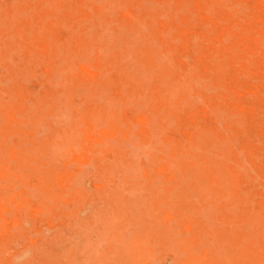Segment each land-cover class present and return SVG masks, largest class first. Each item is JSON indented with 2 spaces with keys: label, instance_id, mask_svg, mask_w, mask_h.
Returning a JSON list of instances; mask_svg holds the SVG:
<instances>
[{
  "label": "rangeland",
  "instance_id": "rangeland-1",
  "mask_svg": "<svg viewBox=\"0 0 264 264\" xmlns=\"http://www.w3.org/2000/svg\"><path fill=\"white\" fill-rule=\"evenodd\" d=\"M47 1L0 0V264H264V0Z\"/></svg>",
  "mask_w": 264,
  "mask_h": 264
},
{
  "label": "bare ground",
  "instance_id": "bare-ground-1",
  "mask_svg": "<svg viewBox=\"0 0 264 264\" xmlns=\"http://www.w3.org/2000/svg\"><path fill=\"white\" fill-rule=\"evenodd\" d=\"M32 1H33V0H32ZM45 1H46V0H45ZM48 1H49V0H48ZM48 1H47V2H48ZM51 1H52V0H51ZM81 1H82V0H81ZM109 1H110V0H109ZM162 1H163V0H162ZM181 1H182V0H181ZM205 1H206V0H205ZM209 1L211 2V0H209ZM213 1H214V0H213ZM216 1H217V0H216ZM18 2H19V1H18ZM24 2H25V1H24ZM47 2H45V3H47ZM62 2H63V1H62ZM100 2H101V1H100ZM103 2H104V1H103ZM122 2L124 3L125 1H122ZM129 2H130V1H129ZM214 2H215V1H214ZM214 2H213V3H214ZM237 2H238V1H237ZM248 2H249V1H248ZM253 2H254V1H253ZM259 2H260V1H259ZM263 2H264V1H263ZM25 3H26V2H25ZM53 3H54V2H53ZM67 3H68V2H67ZM220 3H221V2H220ZM235 3H236V2H235ZM238 3H239V2H238ZM16 4H17V3H16ZM74 4H75V1H74ZM79 4H80V3H79ZM101 4H102V3H101ZM141 4H142V3H141ZM181 4H183V2L180 3V6H182ZM208 4H209V3H208ZM211 4H212V2H211ZM250 4H251V3H250ZM259 4H263L262 1H261ZM18 5H19V4H18ZM51 5H52V4H51ZM108 5H109V4H108ZM113 5H114V4H113ZM123 5L125 6L126 4H123ZM130 5H131V4H130ZM160 5H161V4H160ZM203 5H204V4H203ZM233 5H234V4H233ZM52 6H54V5H52ZM55 6H56V5H55ZM62 6H63V5H62ZM89 6H90V5H89ZM91 6H92V4H91ZM91 6H90V7H91ZM100 6H101V5H100ZM126 6H127V5H126ZM142 6H143V5H142ZM157 6H158V5H157ZM163 6H164V5H163ZM183 6H184V5H183ZM197 6H198V5H197ZM251 6H254V5H251ZM11 7H12V6H11ZM79 7H80V6H79ZM111 7H112V6H111ZM122 7H123V6H122ZM129 7H130V6H129ZM131 7H132V6H131ZM214 7H215V6H214ZM262 7H263V6H262ZM14 8H15V7H13L12 9H14ZM33 8H34V7H32V9H33ZM39 8H41V7H39ZM39 8H38V9H39ZM47 8H48V6H47ZM133 8H134V7H133ZM158 8H159V7H158ZM164 8H165V7H164ZM172 8H173V7H172ZM174 8H175V7H174ZM196 8H197V7H195L194 9H196ZM221 8H222V7H221ZM3 9H4V8H3ZM55 9H56V8H55ZM78 9H79V8H78ZM90 9H92V8H90ZM138 9H139V8H138ZM138 9H137V10H138ZM151 9H152V8H151ZM162 9H163V8H162ZM201 9H202V8H201ZM218 9H219V8H218ZM231 9H232V8H231ZM233 9H234V8H233ZM250 9H251V8H250ZM255 9H256V8H255ZM75 10H76V9H73L74 12H75ZM140 10H142V9L140 8ZM221 10H222V9H221ZM251 10H252V9H251ZM14 11H15V9H14ZM22 11H23V10H22ZM34 11H35V10H34ZM34 11H32V13H33ZM70 11H71V9H70ZM191 11H192V10H191ZM194 11H195V10H194ZM230 11H234V10H230ZM18 12H19V11H18ZM29 12H30V11H29ZM49 12H50V11H49ZM76 12H77V11H76ZM202 12H203V11H202ZM155 13H156V12H155ZM160 13H161V12H160ZM204 13H205V12H204ZM226 13H227V12H226ZM256 13H257V12H256ZM17 14H18V13H17ZM28 14H29V13H28ZM40 14H41V13H40ZM45 14H46V13H45ZM68 14H69V13H68ZM161 14H162V13H161ZM163 14H164V13H163ZM197 14H198V13H197ZM219 14H220V13H219ZM209 15H210V14H209ZM214 15H215V13H214ZM214 15H212V16H214ZM217 15H218V14H217ZM223 15H224V14H223ZM235 15H236V14H235ZM248 15H249V14H248ZM4 16H5V15H4ZM46 16H47V15H45V17H46ZM50 16H51V15H50ZM50 16H49V17H50ZM67 16H68V15H67ZM138 16H139V15H138ZM158 16H159V15H158ZM183 16H184V15H183ZM183 16H182V17H183ZM212 16H211V17H212ZM215 16H216V15H215ZM227 16H228V15H227ZM254 16H255V15H254ZM12 17H13V16H12ZM42 17H43V16H42ZM42 17H41V18H42ZM45 17L42 18V20H41L42 23H44ZM53 17H54V16H53ZM82 17H83V16H82ZM175 17H176V16H175ZM178 17H179V16H178ZM250 17H251V16H250ZM29 18H30V17H29ZM47 18H48V17H46V20H47ZM172 18H173V17H172ZM172 18H171V19H172ZM202 18H203V17H202ZM34 19H35V18H34ZM78 19H79V18H78ZM92 19H93V18H92ZM173 19H175V18H173ZM196 19H197V18H196ZM209 19H211V18H209ZM224 19H225V18H224ZM226 19H227V18H226ZM231 19H232V17H231ZM19 20H20V19H19ZM60 20H61V19H60ZM142 20H144V19H142ZM157 20L159 21V19H157ZM220 20H221V19H220ZM228 20H230V19H228ZM252 20H253V19H252ZM262 20H263V19H262ZM17 21H18V20H17ZM74 21H75V20H74ZM76 21H77V20H76ZM76 21H75V22H76ZM80 21H81V19H80ZM172 21H173V20H172ZM176 21H178V20L176 19ZM198 21H199V20H198ZM207 21H208V20H207ZM224 21H225V20H224ZM224 21H223V22H224ZM247 21H248V20H247ZM31 22H32V21H31ZM41 22H40V23H41ZM46 22H47V21H46ZM54 22H55V21H54ZM57 22H58V21H57ZM62 22H63V21H62ZM164 22H166V21H164ZM169 22H170V21H169ZM179 22H180V21H179ZM179 22H178V23H179ZM205 22H206V21H205ZM210 22H211V21H209V23H210ZM223 22H222V24H225V23L227 24V22H224V23H223ZM233 22H234V21H233ZM237 22H238V21H237ZM237 22H236V23H237ZM14 23H15V22H14ZM33 23H35V22H33ZM147 23H148V22H147ZM198 23H199V22H198ZM228 23H229V22H228ZM240 23H241V22H240ZM247 23H248V22H247ZM17 24H20V21H19V23H17ZM52 24H53V23H52ZM52 24H51V25H52ZM81 24H82V23H81ZM90 24H91V23H90ZM180 24H181V22H180ZM206 24H207V23H206ZM216 24H217V23H216ZM222 24H221V25H222ZM234 24H235V23H234ZM249 24H250V23H249ZM256 24H257V23H256ZM15 25H16V24H15ZM24 25H26V24H24ZM41 25L44 26V24H41ZM64 25H65V24H64ZM68 25H69V24H68ZM149 25H150V24H149ZM162 25H163V24H162ZM211 25H212V24H210V26H211ZM16 26H17V25H16ZM27 26H28V25H27ZM43 26H42V28H43ZM57 26H58V25H57ZM61 26H62V25H61ZM187 26H188V25H187ZM195 26H198V25H195ZM225 26H226V25H225ZM250 26H251V25H250ZM1 27H4V26H1ZM8 27H9V29L11 28L10 25H9ZM17 27H18V26H17ZM17 27H15V29H17ZM20 27H21V26H20ZM63 27H64V26H63ZM72 27H73V26H72ZM181 27H182V26H181ZM192 27H193V26H192ZM192 27H191V28H192ZM230 27H231V26H229L228 29H230ZM240 27H243V26H240ZM36 28H39V27L36 26ZM51 28H52V27H51ZM65 28H66V27H65ZM65 28H63V29H65ZM76 28H77V27H76ZM160 28H162V27H160ZM214 28H215V26H214ZM219 28H220V27H219ZM224 28H225V27H224ZM243 28H244V27H243ZM158 29H159V28H158ZM248 29H249V28H247V30H248ZM260 29H261V28H260ZM12 30H13V29H12ZM20 30L22 31L23 29H20ZM27 30H28V29H27ZM51 30H52V29H51ZM59 30H60V29H59ZM72 30H73V29H72ZM162 30H163V28H162ZM164 30H165V29H164ZM208 30H210V29H208ZM208 30H207V32H208ZM225 30H226V28H225ZM230 30H231V29H230ZM238 30H239V28H238ZM238 30H237V31H238ZM245 30H246V29H245ZM249 30H250V29H249ZM7 31H8V29H7ZM7 31H6V32H7ZM14 31H15V30H14ZM14 31H13V32H14ZM38 31H40V30H38ZM38 31H37V32H38ZM65 31H66V29H65ZM67 31H68V30H67ZM82 31H83V30H82ZM156 31H157V30H156ZM198 31H199V30H198ZM218 31H219V29H218ZM227 31H229V30H227ZM240 31H241V30H240ZM242 31L244 32V29H243ZM242 31H241V32H242ZM13 32H11V33H13ZM15 32H17V31H15ZM40 32H42V31H40ZM75 32H76V31H75ZM160 32H161V29H160ZM238 32H239V31H238ZM249 32H250V31H249ZM17 33H21V34H22V32H17ZM23 33H25V32L23 31ZM28 33H29V32H28ZM70 33H71V32H70ZM85 33H87V32H85ZM158 33H159V32H158ZM194 33H196V32L194 31ZM197 33H198V32H197ZM226 33H228V32H226ZM6 34H7V33H6ZM21 34H20V38H21V37H24V35L22 36ZM26 34H27V33H26ZM29 34H30V33H29ZM160 34H161V33H160ZM239 34H240V33H239ZM241 34H242V33H241ZM247 34H248V33L245 32L244 35L246 36ZM250 34H251V33H250ZM31 35H32V34H31ZM33 35L36 36V35H35V32H34ZM166 35H168V34H166ZM176 35H177V34H176ZM203 35H204V34H203ZM229 35H230V34H229ZM236 35H237V34H236ZM257 35H258V34H257ZM18 36H19V35H18ZM49 36H50V35H49ZM72 36H73V35H72ZM187 36H188V35H187ZM190 36H192V35H190ZM207 36L209 37V35H207ZM250 36H251V35H250ZM258 36H259V35H258ZM5 37H6V35H5ZM26 37H29V38H30L29 35L26 36ZM26 37H25V38H26ZM40 37H41V36H40ZM40 37H39V38H40ZM180 37H183V36H180ZM193 37H194V36H193ZM225 37H226V35H225ZM9 38H10V37H9ZM12 38H13V37H12ZM37 38H38V37H37ZM47 38H48V37H47ZM71 38H72V37L70 36V39H71ZM87 38H88V37H87ZM175 38H177V37H175ZM201 38H202V37H201ZM226 38H227V37H226ZM238 38H240V37H238ZM3 39H4V38H3ZM10 39H11V38H10ZM40 39L43 40V39H44V36H43V39H42V38H40ZM170 39L172 40L171 37H170ZM173 39H174V37H173ZM190 39H191V38H190ZM194 39H195V38H194ZM209 39H212V38L209 37ZM230 39H231V38H230ZM243 39H244V38H243ZM1 40H2V39H1ZM1 40H0V41H1ZM45 40H46V38L44 39V42H45ZM175 40H176V39H175ZM181 40H182V38H181ZM207 40H208V38H207ZM217 40H218V39H217ZM241 40H242V39H241ZM10 41H11V40H10ZM13 41H14V40H13ZM19 41H20V40H19ZM25 41H27V38H26ZM35 41H36V40H35ZM169 41H170V40H169ZM177 41H178V40H177ZM177 41H176V42H177ZM242 41H244V40H242ZM249 41H250V40H249ZM258 41H259V40H258ZM22 42H23V40H22ZM171 42H173V40H172ZM185 42H186V41H185ZM199 42H200V41H199ZM206 42H207V41H206ZM208 42H209V41H208ZM218 42H220V41H218ZM254 42H255V38H254ZM256 42H257V39H256ZM256 42H255V43H256ZM2 43H3V42H2ZM20 43H21V42H20ZM29 43H30V42H29ZM41 43H42V42H41ZM173 43H174V42H173ZM178 43H179V42H178ZM216 43H217V42H216ZM250 43H251V41H250ZM11 44H12V43H11ZM23 44H24V43H23ZM26 44H27V43H25V45H26ZM32 44H33V42H32ZM34 44H35V43H34ZM36 44L38 45V43H36ZM48 44H49V43H48ZM188 44H189V43H188ZM204 44L206 45L207 43H204ZM252 44H254V43H252ZM252 44H251V45H252ZM45 45H46V44H45ZM50 45H51V44H50ZM53 45H54V44H53ZM82 45H83V44H82ZM174 45L176 46V44H174ZM177 45H178V44H177ZM189 45H190V44H189ZM195 45H196V44H195ZM216 45H217V44H216ZM219 45H220V44H219ZM223 45H224V44H223ZM228 45H229V44H228ZM248 45H249V42H248ZM257 45H258V44H257ZM3 46H4V45H3ZM3 46H2V47H3ZM28 46L30 47V45H28ZM38 46H39V45H38ZM168 46H169V45H168ZM196 46H197V45H196ZM200 46H201V44H200ZM224 46H225V45H224ZM238 46H239V45H238ZM253 46H254V45H253ZM253 46H250V47H253ZM45 47H46V46H45ZM57 47H58V46H57ZM176 47H177V48H178V47L180 48V46H176ZM203 47H204V46H203ZM255 47H256V46H255ZM49 48H50V47H49ZM173 48H174V47H173ZM192 48H193V47H192ZM197 48H199V47H197ZM207 48H208V47H207ZM220 48H221V47H220ZM225 48H227V47L225 46ZM19 49H20V48H19ZM33 49H34V48H33ZM33 49H32V50H33ZM36 49H37V48H36ZM36 49H35V50H36ZM39 49H40V48H39ZM44 49L46 50V48H44ZM57 49H58V48H57ZM84 49H85V48H84ZM84 49H83V50H84ZM186 49H187V48H186ZM199 49H200V48H199ZM203 49H204V48H203ZM263 49H264V48H263ZM16 50H17V49H16ZM16 50H15V51H16ZM41 50H42V47H41ZM41 50H40V51H41ZM49 50H50V49H49ZM60 50H61V49H60ZM182 50H183V49H182ZM214 50H215V49H214ZM229 50H232V49H229ZM239 50H240V49H239ZM12 51H13V50H12ZM17 51H19V53H20V50H17ZM17 51H16V52H17ZM42 51H43V50H42ZM61 51H62V50H61ZM192 51H193V50H192ZM197 51H199V50H197ZM242 51H243V50H242ZM253 51H254V50H253ZM255 51H256V50H255ZM48 52H49V51H48ZM52 52H53V49H52ZM93 52H94V51H93ZM201 52H202V51H201ZM207 52H208V51H207ZM231 52H232V51H231ZM233 52H234V51H233ZM237 52H238V51H237ZM243 52H244V51H243ZM9 53H10V51H9ZM38 53H39V52H38ZM80 53H81V52H80ZM164 53H166V55H167V52H166V51H165ZM192 53H193V52H192ZM255 53H256V52H255ZM58 54H59V53H58ZM58 54H57V55H58ZM61 54H62V53H61ZM179 54H180V53H179ZM196 54H197V53H196ZM236 54H237V53H236ZM22 55H23V54H22ZM30 55H31V54H30ZM85 55H87V54H85ZM175 55H176V54H175ZM55 56H56V55H55ZM55 56H54V57H55ZM58 56H59V55H58ZM160 56H161V55H160ZM259 56H260V54H259ZM29 57H30V56H29ZM162 57H163V56H162ZM162 57H161V58H162ZM191 57H192V56H191ZM263 57H264V56H263ZM17 58H18V57H17ZM32 58H33V57H32ZM46 58H47V57H46ZM48 58H49V57H48ZM183 58H184V57H183ZM187 58H188V57H187ZM2 59H4V58H2ZM163 59H164V58H163ZM197 59H198V58H197ZM5 60H7V59L5 58ZM9 60H10V59H9ZM9 60H8V61H9ZM51 60H52V59H51ZM80 60L82 61V59H79V61H80ZM84 60H85V59H84ZM84 60H83V61H84ZM149 60L151 61L152 58H149ZM174 60H175V59H174ZM185 60H186V59H185ZM259 60H260V58H259ZM262 60H263V59H262ZM43 61H44V60H43ZM59 61H60V60H59ZM150 61H149V62H150ZM263 61H264V60H263ZM1 62H2V61H1ZM27 62H28V61H27ZM45 62H46V59H45ZM149 62H147V66L151 68V64H150ZM187 62H188V61H187ZM5 63H6V62H5ZM29 63H31V62L29 61ZM57 63H58V62H57ZM57 63H55V64H57ZM71 63H74V61L71 62ZM71 63H70V64H71ZM166 63H167V62H166ZM261 63H262V62H261ZM12 64H13V62H12ZM14 64H15V63H14ZM80 64H81V63H80ZM24 65H25V64H24ZM76 65H77V64H76ZM191 65H193V64H191ZM4 66H5V65H4ZM4 66H3V67H4ZM14 66H15V65H14ZM44 66H45V65H44ZM188 66H189V65H188ZM15 67H16V66H15ZM37 67H38V66H37ZM39 67H40V66H39ZM47 67H48V66L46 65V68H47ZM81 67H82V66H81ZM56 68H57V67H56ZM56 68H55V69H56ZM79 68H80V67H79ZM83 68H84V67H83ZM162 68H163V67H162ZM188 68H189V67H188ZM7 69H8V68H7ZM33 69H34V68H33ZM59 69H61V68H59ZM158 69H159V68H158ZM189 69H190V68H189ZM189 69H187V70H189ZM248 69H249V68H248ZM248 69H247V70H248ZM35 70H36V69H35ZM40 70H41V69H40ZM64 70H65V69H64ZM183 70H184V69H183ZM187 70H186V71H187ZM258 70H259V69H258ZM82 71H83V70H82ZM155 71H156V70H155ZM158 71H159V70H158ZM170 71H171V70H170ZM190 71H191V70H190ZM64 72H65V71H64ZM45 73H46V72H45ZM58 73H59V71H58ZM159 73H161V72H159ZM184 73H186V72H184ZM192 73H193V72H192ZM15 74H16V73H15ZM26 74H27V72H26ZM43 74H44V73H43ZM166 74H167V73H166ZM181 74H182V73H181ZM16 75H17V74H16ZM58 75H59V74H58ZM68 75H69V74H68ZM156 75H157V74H156ZM177 75H178V74H177ZM184 75H185V74H184ZM192 75H193V74H192ZM42 76H43V75H42ZM153 76H155V75H153ZM3 77H4V76H3ZM61 77H62V76H61ZM144 77H145V76H144ZM151 77H152V76H151ZM155 77H156V76H155ZM191 77H192V76H191ZM26 78H27V77H26ZM34 78H35V76H34ZM36 78H37V77H36ZM57 78H58V77H57ZM59 78H60V77H59ZM158 78H159V77H158ZM176 78H177V77H176ZM176 78H175V79H176ZM7 79H8V78H7ZM7 79H6V80H7ZM55 79H56V78H55ZM150 79H151V78H150ZM155 79H156V78H155ZM177 79H178V78H177ZM11 80H12V79H11ZM156 80H157V79H156ZM191 80H192V79H191ZM0 81H2V80H0ZM178 81H179V80H178ZM44 82H45V81H44ZM147 82H148V81H147ZM156 82H157V81H156ZM161 82L164 83V81H161ZM172 82H175V80L172 81ZM56 83H57V82H56ZM158 83H159V82H158ZM179 83H180V82H179ZM194 83H195V82H194ZM196 83H197V82H196ZM12 84H13V82H12ZM58 84H59V83H58ZM146 84H147V83H146ZM181 84H182V83H181ZM224 84H225V83H224ZM152 85H153V84H152ZM165 85H166V83H165ZM170 85H171V84H170ZM182 85H183V84H182ZM182 85H181V86H182ZM1 86H2V84H1ZM58 86H59V85H58ZM73 86H74V85H73ZM73 86H72V87H73ZM147 86H148V84H147ZM147 86H146V87H147ZM177 86H179V85H177ZM226 86H227V85H226ZM146 87H145V88H146ZM162 87H164V86H162ZM168 87H169V86H168ZM26 88H27V86H26ZM143 88H144V86H143ZM169 88H170V87H169ZM169 88H168V89H169ZM157 89H159V87H158ZM50 90H51V89H50ZM62 90H63V89H62ZM129 90H130V89H129ZM153 90H154V88H153ZM169 90H170V89H169ZM65 91H66V90H65ZM67 91H68V90H67ZM67 91H66V92H67ZM75 91H76V90H75ZM77 91H78V90H77ZM134 91H135V90H134ZM145 91H146V90H145ZM159 91H160V89L158 90V92H159ZM60 92H61V91H60ZM116 92H117V91H116ZM158 92H157V93H158ZM160 92H162V91H160ZM165 92H166V90H165ZM170 92H171V91H170ZM27 93H28V91H27ZM63 93H64V92H63ZM63 93H62V94H63ZM70 93H71V92H70ZM80 93H81V92H80ZM141 93H142V92H141ZM162 93H163V92H162ZM172 93H173V92H171V94H172ZM39 94H40V93H39ZM75 94H76V93H75ZM77 94H78V93H77ZM82 94H83V93H82ZM171 94H170V95H171ZM177 94H178V93L176 92V96H177ZM30 95H31V94H30ZM66 95H67V93H66ZM84 95H85V94H84ZM138 95H140V94L138 93ZM144 95H145V94H144ZM144 95H143V97H144ZM159 95H160V94H159ZM10 96H11V95H10ZM98 96H99V95H98ZM103 96H104V95H103ZM115 96H116V95H115ZM131 96H133V95H131ZM140 96H141V95H140ZM172 96H173V95H172ZM13 97H14V96H13ZM59 97H60V96H59ZM67 97H69V95H68ZM84 97H85V96H84ZM99 97H100V96H99ZM160 97H161V95H160ZM3 98H4V97H3ZM11 98H12V96H11ZM25 98H26V97H25ZM25 98H24V99H25ZM37 98H38V97H37ZM116 98H117V97H116ZM139 98H140V97H139ZM7 99H8V98H7ZM20 99H21V98H20ZM26 99H27V98H26ZM68 99H69V98H68ZM128 99H129V98H128ZM130 99H131V97H130ZM133 99H134V98H133ZM90 100H91V99H90ZM33 101H34V100H33ZM130 101H131V100H130ZM143 101H145V100H143ZM146 101H148V100H146ZM163 101H164V100H163ZM174 101H176V100H174ZM174 101H173V102H174ZM20 102H22V99H21ZM39 102H40V101H39ZM82 102H84V99H83ZM100 102H101V101H100ZM63 103H64V102H63ZM89 103H90V102H89ZM155 103H156V102H155ZM28 104H29V103H28ZM30 104H31V103H30ZM37 104H38V103H37ZM57 104H58V103H57ZM61 104H62V103H61ZM69 104H70V101H69ZM162 104H163V103H162ZM162 104L160 103V104H156V105H162ZM52 105H55V104L53 103ZM32 106H33V105H32ZM32 106H31V107H32ZM64 106H65V105H64ZM170 106H171V105H170ZM233 106H234V105H233ZM10 107H11V106H5V107H3V109H2L3 112L6 113V114H8L9 116L12 115V112L10 111ZM34 107H35V106H34ZM34 107H33V109L31 108V110H34ZM130 107H132V106H130ZM178 107H179V106H178ZM44 108H45V107H44ZM55 108H56V107H55ZM55 108H54L53 112L55 111ZM73 108H74V107H73ZM128 108H129V107H128ZM168 108H169V107H168ZM64 109L68 110V107H66V108H64ZM163 109H164V108H163ZM163 109H162V110H163ZM233 109H235V107H234ZM21 110H22V112L24 113V111H23V107H22ZM28 110H30V109H28ZM31 110H30V111H31ZM59 110H60V109H59ZM114 110H115V109H114ZM129 110H131V109L129 108ZM15 111H16V110H15ZM17 111H18V109H17ZM30 111H29V112H30ZM34 111H35V110H34ZM64 111H65V110H64ZM83 111H84V110H83ZM165 111H166V110H165ZM165 111H164V112H165ZM171 111H172V110H171ZM230 111H231V110H230ZM67 112H68V111H67ZM142 112H143V111H142ZM65 113H66V111H65ZM83 113H84V112H83ZM96 113H97V112H96ZM110 113H111V111H110ZM123 113H124V112H123ZM160 113H161V111H160ZM190 113H191V112H190ZM200 113H201V112H200ZM21 114H22V113H21ZM68 114H69V112H68ZM235 114H236V113H235ZM14 115H15V114H14ZM28 115H29V114H28ZM69 115H70V114H69ZM77 115H78V114H77ZM89 115L91 116L92 114H89ZM124 115H125V114H124ZM160 115H161V114H160ZM180 115H181V114H180ZM15 116H17V115H15ZM73 116H74V115H73ZM157 116H158V115H156V117H157ZM172 116H173V115H172ZM19 117H20V116H19ZM74 117H75V116H74ZM160 117H161V119H162V116H160ZM185 117H186V116H185ZM204 117H205V116H204ZM211 117H212V116H211ZM24 118H26V116H24ZM53 118H54V117H53ZM76 118H77V116H76ZM91 118H93V117H91ZM147 118H148V117H147ZM157 118H158V117H157ZM171 118H172V117H171ZM11 119H12V118H11ZM20 119H22V116L20 117ZM42 119H43V118H41V120H42ZM69 119H70V118H69ZM77 119H78V118H77ZM77 119H76V120H77ZM142 119H143V118H142ZM158 119H159V118H158ZM173 119H174V118H173ZM200 119H201V117H200ZM245 119H246V118H245ZM251 119H253V117H252ZM22 120H23V119H22ZM127 120H128V119H127ZM159 120H160V119H159ZM216 120H217V119H216ZM239 120H241V119H239ZM247 120H248V119H247ZM262 120H263V119H262ZM68 121H69V120H68ZM144 121H145V120H144ZM172 121H173V120H172ZM199 121H200V120H199ZM205 121H206V120H205ZM210 121H211V120H210ZM256 121H257V120H256ZM26 122H27V120H26ZM26 122H25V123H26ZM35 122L37 123L36 120H35ZM35 122H33V123H35ZM38 122H39V121H38ZM123 122H124V121H123ZM141 122H142V121H141ZM164 122H165V121H164ZM230 122H231V121H230ZM252 122H253V121H252ZM9 123H10V121H9ZM14 123H15V122H14ZM22 123H24V122H22ZM36 123H35V124H36ZM146 123H147V122H146ZM152 123H153V122H152ZM152 123H151V124H152ZM199 123H200V122H199ZM239 123H240V122H239ZM253 123H254V122H253ZM253 123H252V124H253ZM256 123H257V122H256ZM70 124H71V123H70ZM220 124H221V123H220ZM12 125H13V124H12ZM23 125H24V124H23ZM23 125H22V126H23ZM38 125H39V124H38ZM73 125H74V123H73ZM137 125H138V124H137ZM165 125H166V124H165ZM190 125H191V124H189V126H190ZM194 125H195V124H194ZM225 125H226V124H225ZM227 125H228V124H227ZM233 125H234V124H233ZM13 126H14V125H13ZM16 126H17V124H16ZM86 126H87V125H86ZM123 126H126V125H123ZM159 126H160V125H159ZM191 126H192V125H191ZM255 126H256V125H255ZM35 127H36V126H35ZM40 127H41V126H40ZM47 127H48V126H47ZM63 127H65V126H63ZM127 127H128V126H127ZM184 127H185V126H184ZM223 127H224V126H223ZM22 128H23V127H22ZM25 128H26V127H25ZM31 128H32V127H31ZM188 128H189V127H188ZM204 128H205V127H204ZM233 128H234V127H233ZM121 129H122V128H121ZM161 129H163V128H161ZM161 129H158V130H161ZM214 129H215V128H214ZM29 130H31V129L29 128ZM29 130H28V131H29ZM32 130H34V129H32ZM42 130H43V129H42ZM49 130H50V129H49ZM91 130H92V128H91ZM177 130H178V129H177ZM184 130H185V129H184ZM13 131H14V130H13ZM20 131H21V130H20ZM22 131H23V130H22ZM22 131H21V132H22ZM100 131H101V130H100ZM109 131H111V130H109ZM114 131H115V130H114ZM224 131H225V128H224ZM247 131H248V130H247ZM25 132H26V131H25ZM162 132H163V130H162ZM191 132H192V130H191ZM225 132H226V131H225ZM260 132H261V131H260ZM14 133L16 134L15 131H14ZM18 133H19V132H18ZM18 133H17V134H18ZM29 133H30V132H29ZM32 133H33V132H32ZM46 133H47V132H46ZM120 133H121V132H120ZM159 133L161 134V131H160ZM163 133H164V132H163ZM17 134H16V135H17ZM34 134H35V131H34ZM74 134H75V133H74ZM226 134H227V132H226ZM247 134H248V133H247ZM258 134H259V133H258ZM260 134H261V133H260ZM262 134H263V133H262ZM13 135H14V134H13ZM16 135H15V136H16ZM21 135H22V134H21ZM21 135H20L19 137H21ZM65 135H66V134H65ZM79 135H80V134H79ZM87 135H88V134L86 133V136H87ZM200 135H201V133H200ZM200 135H199V136H200ZM214 135H215V134H214ZM10 136H12V135H10ZM27 136H28V135H27ZM32 136H33V134H32ZM32 136H31V137H32ZM53 136H55V135H53ZM59 136H60V134H59ZM66 136H67V135H66ZM80 136H81V135H80ZM101 136H102V134H101ZM130 136H131V135H130ZM137 136H138V135H137ZM137 136H136V137H137ZM229 136H230V135H229ZM252 136H253V135H252ZM3 137H4V136H3ZM17 137H18V136H17ZM19 137H18V138H19ZM47 137H48V136H47ZM60 137H61V136H60ZM60 137H59V139H60ZM72 137H73V136H72ZM136 137H135V138H136ZM142 137H143V136H142ZM259 137H260V136H259ZM7 138H8V137H7ZM18 138H17V139H18ZM22 138H24V136H23ZM56 138H58V136H56ZM62 138H64V137H61V139H62ZM81 138H82V137H81ZM244 138H245V137H244ZM251 138H252V137H251ZM37 139H38V138H37ZM37 139L35 138L34 140H37ZM61 139H60V141H62ZM143 139H144V138H143ZM258 139H259V138H258ZM28 140H29V139H28ZM38 140H39V139H38ZM53 140H54V139H53ZM53 140H52V141H53ZM67 140H68V138H66V143H67ZM146 140H148V139H146ZM188 140H189V139H188ZM226 140H227V139H226ZM261 140H262V139H261ZM16 141H17V140H16ZM143 141H144V140H143ZM190 141H191V140H190ZM213 141H214V140H213ZM83 142H84V141H83ZM147 142H148V141H147ZM149 142H150V141H149ZM243 142H244V141H243ZM260 142H261V141H260ZM12 143H14V140H13ZM25 143H26V142H25ZM28 143H29V141H28ZM28 143H27V144H28ZM163 143H164V142H163ZM170 143H171V142H170ZM181 143H182V142H181ZM214 143H215V142H214ZM238 143H239V142H238ZM240 143H241V142H240ZM15 144H16V143H15ZM17 144H19V143H17ZM23 144H24V143H23ZM29 144H30V143H29ZM35 144H36V142H35ZM35 144H33V145H35ZM64 144H65V143H63V146H64ZM93 144H95V143H93ZM93 144H92V145H93ZM155 144H156V143H155ZM9 145H10V144H9ZM11 145H13V144H11ZM25 145H26V144H25ZM57 145H58V144H57ZM75 145H77V144L75 143ZM88 145H89V144H88ZM144 145H145V143H144ZM147 145H148V144H147ZM162 145H163V144H162ZM216 145H217V144H216ZM246 145H247V144H246ZM35 146H36V145H35ZM35 146H34V147H35ZM167 146H169V145H167ZM182 146H183V145H182ZM185 146H186V145H185ZM211 146H212V145H211ZM13 147H15V145H14ZM17 147H18V146H17ZM65 147H66V145H65ZM81 147H82V146H81ZM88 147H89V146H88ZM94 147H95V146H94ZM183 147H184V146H183ZM193 147H194V146H193ZM20 148L22 149V147H20ZM49 148H51V147H49ZM57 148H58V147H57ZM57 148H56V149H57ZM63 148H64V147H63ZM66 148H67V147H66ZM129 148H130V147H129ZM138 148H139V147H138ZM151 148H152V147H151ZM168 148H169V147H168ZM168 148H167V149H168ZM236 148H237V147H236ZM241 148H242V147H241ZM14 149H15V148H14ZM108 149H109V148H108ZM140 149H141V148H140ZM143 149H145V148H142V150H143ZM152 149H153V148H152ZM155 149H156V148H155ZM238 149H239V148H238ZM244 149H245V146H244ZM53 150H54V149H53ZM111 150H112V149H111ZM161 150H162V149H161ZM161 150H160V151H161ZM188 150H189V149H188ZM188 150H187V151H188ZM196 150H197V149H196ZM223 150H224V149H223ZM27 151H28V150H26V152H27ZM36 151H37V150H36ZM58 151H59V148H58ZM106 151H107V150H106ZM139 151H140V150H139ZM139 151H138V152H139ZM153 151H154V150H153ZM170 151H171V150H170ZM231 151H232V150H231ZM240 151H241V150H240ZM242 151H243V150H242ZM260 151L262 152V150H260ZM11 152H13V148H10V153H11ZM32 152H33V151H32ZM71 152H72V150H71ZM77 152H78V150H77ZM77 152H75V153H77ZM88 152H90V150H89ZM136 152H137V151H136ZM151 152H152V151H151ZM163 152H164V151H163ZM206 152H207V151H206ZM233 152H234V151H233ZM248 152L250 153L249 149H248L247 153H248ZM254 152H255V151H254ZM254 152H253V153H254ZM63 153H64V152H63ZM93 153H94V152H93ZM140 153H141V152H140ZM153 153H154V152H153ZM237 153H238V151H237ZM27 154H28V153H27ZM33 154H34V153H33ZM40 154H42V153H40ZM58 154H59V152L56 154V156H58ZM96 154H97V153H95V155H96ZM100 154H101V153H100ZM179 154H180V153H179ZM254 154H255V153H254ZM24 155H25V154H24ZM30 155L32 156V154H30ZM36 155H39V154H36ZM64 155L66 156L67 154H64ZM93 155H94V154H93ZM139 155H140V154H139ZM184 155H185V154H184ZM184 155H183V156H184ZM196 155H197V154H196ZM241 155H242V154H241ZM259 155H260V154H259ZM259 155H258V156H259ZM47 156H49V155H47ZM47 156H46V157H47ZM61 156H62V154H61ZM98 156H99V155H98ZM125 156H126V155H125ZM193 156H194V155H193ZM243 156H244V155H243ZM32 157H33V156H32ZM39 157H40V156H39ZM58 157H59V156H58ZM72 157H73V156H72ZM78 157H79V156H78ZM123 157H124V156H123ZM143 157H144V156H143ZM155 157H156V155H155ZM197 157H198V156H197ZM246 157H247V156H246ZM37 158H38V157H37ZM139 158H140V157H138V160H139ZM145 158H146V157H145ZM145 158H144V159H145ZM174 158H175V157H174ZM176 158H177V157H176ZM31 159H32V158H31ZM47 159H48V157H47ZM57 159H58V158H57ZM62 159H63V157H62ZM80 159H82V158H80ZM108 159H109V158H108ZM166 159H167V158H166ZM186 159H187V157H186ZM232 159H233V158H232ZM256 159H257V158H256ZM11 160H12V159H11ZM23 160H24V159H23ZM44 160L46 161V158H45ZM44 160H43V161H44ZM60 160H61V159H60ZM60 160H59V161H60ZM63 160H64V159H63ZM162 160H163V159H162ZM171 160H173V158H172ZM171 160H170V161H171ZM220 160H221V159H220ZM258 160H259V158H258ZM43 161H42V162H43ZM73 161H74V160H73ZM158 161H159V160H158ZM173 161H174V160H173ZM176 161H177V159H176ZM235 161H236V160H235ZM29 162H30V161H29ZM46 162H47V161H46ZM61 162H62V161H61ZM67 162H68V161H67ZM71 162H72V159H71ZM238 162H239V161H238ZM242 162H243V161H242ZM12 163H13V162H12ZM50 163H52V162H50ZM58 163H59V162H58ZM73 163H74V162H73ZM89 163H90V162H89ZM202 163L204 164V162H202ZM232 163H233V162H232ZM236 163H237V162H236ZM13 164H14V163H13ZM13 164H11V168H12V165H13ZM43 164H44V163H43ZM45 164H49V163L47 162V163H45ZM45 164H44V166H45ZM54 164H55V162H54ZM71 164H72V163H71ZM76 164H77V162H76ZM87 164H88V163H87ZM194 164H195V163H194ZM203 164H202V166H203ZM40 165H41V164H40ZM65 165H67V164H65ZM68 165H70V164H68ZM78 165H79V164H78ZM156 165H157V163H156ZM227 165H228V164H227ZM13 166H14V165H13ZM41 166H42V165H41ZM80 166H81V165H80ZM180 166H181V165H180ZM195 166H196V165H195ZM202 166H201V167H202ZM231 166H232V165H231ZM62 167H63V165H62ZM62 167H61V168H62ZM144 167H145V166H144ZM197 167H198V166H197ZM197 167H196V168H197ZM199 167H200V166H199ZM201 167H200V168H201ZM203 167H204V166H203ZM217 167H218V166H217ZM11 168L9 169L10 171H11ZM27 168H28V166H27ZM61 168H59V169H61ZM157 168H158V167H157ZM196 168H195V169H196ZM200 168H199V170H200ZM12 169H13V168H12ZM16 169H18V168H16ZM25 169H26V168H25ZM39 169H40V168H39ZM42 169H43V168H42ZM56 169H58V168H56ZM63 169H64V167H63ZM67 169H69V168H67ZM169 169H170V167H169ZM228 169H229V168H228ZM40 170H41V169H40ZM74 170H75V169H74ZM159 170H160V169H159ZM205 170H206V169H205ZM16 171H18V170H16ZM21 171H22V170H21ZM27 171H29V170H27ZM70 171H71V170H70ZM78 171H80V170H78ZM157 171H158V169H157ZM169 171L174 172L173 169H172V170H169ZM18 172H19V171H18ZM31 172H32V171H31ZM34 172H35V171H34ZM143 172H145V171H143ZM165 172H166V171H165ZM172 172H171V173H172ZM200 172H203V170H202V171L200 170ZM0 173H1V172H0ZM20 173H21V172H20ZM41 173H42V171H41ZM79 173H80V172H79ZM84 173H85V172H84ZM148 173H150V172H148ZM166 173H167V172H166ZM171 173H170L169 175H171ZM192 173H193V172H192ZM194 173H195V172H194ZM217 173H218V170H217ZM219 173H220V172H219ZM237 173L239 174V172H237ZM244 173H245V172H244ZM1 174H2V173H1ZM33 174H34V173H33ZM172 174H173V173H172ZM197 174H200V173H197ZM238 174H236V175H238ZM9 175H11V173H10ZM36 175H37V173H36ZM56 175H57V174H56ZM70 175H71V174H70ZM70 175H69V176L66 175V176L70 177ZM74 175H75V174H74ZM135 175H136V174H135ZM153 175H154V174H153ZM157 175H158V174H157ZM201 175H202V173H201ZM201 175H199V176H201ZM203 175H204V174H203ZM39 176H41V175H39ZM39 176H38V177H39ZM58 176H59V175H58ZM85 176H86V174H85ZM149 176H150V175H149ZM158 176H159V175H158ZM167 176H168V175H167ZM186 176H187V175H186ZM190 176H191V175H190ZM21 177H22V176H21ZM38 177H37V178H38ZM41 177H42V176H41ZM45 177H46V176H45ZM141 177H142V176H141ZM144 177H145V176H144ZM203 177H204V176H203ZM57 178H58V177H57ZM62 178H63V177H62ZM138 178H139V177H138ZM145 178H146V177H145ZM145 178H144V179H145ZM156 178H157V177H156ZM194 178H195V177H194ZM227 178H228V177H227ZM242 178H243V177H242ZM17 179H18V178H17ZM33 179H34V178H33ZM40 179H42V178H40ZM72 179H73V178H72ZM199 179H200V178H199ZM202 179H203V178H202ZM4 180H5V178H4ZM58 180H59V179H58ZM70 180H71V179H70ZM165 180H166V179H165ZM168 180H169V179H168ZM185 180H186V178H185ZM196 180H197V178H196ZM219 180H220V179H219ZM219 180H218V181H219ZM224 180H225V179H224ZM231 180H232V179H231ZM233 180H234V179H233ZM25 181H26V180H25ZM73 181H74V180H73ZM80 181H81V180H80ZM18 182H19V181H18ZM139 182H142V181L140 180ZM143 182H144V181H143ZM168 182H169V181H168ZM174 182H175V181H174ZM174 182H173V183H174ZM195 182H196V181H195ZM10 183H11V181H10ZM20 183H21V179H20ZM63 183H64V182H63ZM74 183H76V182H74ZM214 183H215V182H214ZM222 183H223V182H222ZM225 183H226V182H225ZM23 184H24V183H23ZM31 184H32V183H31ZM31 184H30V185H31ZM42 184H43V183H42ZM44 184H46V182H44ZM132 184H133V183H132ZM141 184H142V183H140L139 185H141ZM150 184H151V183H150ZM176 184H177V183H176ZM186 184H187V183H186ZM223 184H224V183H223ZM68 185H69V183H68ZM70 185H72V184L70 183ZM133 185H134V184H133ZM154 185H155V184H154ZM180 185H181V184H180ZM14 186H16V185H14ZM26 186H27V185H26ZM160 186H161V184H160ZM187 186H188V185H187ZM202 186H203V185H202ZM212 186H213V185H212ZM131 187H132V185H131ZM133 187H135V186H133ZM140 187H141V186H140ZM209 187H211V185H210ZM14 188H15V187H14ZM53 188H54V187H53ZM141 188H142V187H141ZM157 188H158V187H157ZM161 188H162V187H161ZM202 188H203V187H202ZM211 188H213V187H211ZM65 189H66V188H65ZM70 189H71V188H70ZM192 189H193V188H192ZM22 190H23V189H22ZM54 190H55V189H54ZM54 190H53V191H54ZM67 190H68V189H67ZM132 190H134V189H132ZM139 190H140V188H139ZM142 190H143V188H142ZM173 190H174V189H173ZM178 190H179V189H178ZM125 191H126V190H124L123 192H125ZM136 191L138 192V190H136ZM46 192H48V191H46ZM139 192H140V191H139ZM141 192H142V191H141ZM143 192L145 193L146 190H144ZM157 192H158V191H157ZM160 192H161V191H160ZM49 193H50V192H48V194H49ZM148 193H149V192H148ZM153 193H154V191H153ZM215 193H216V192H215ZM217 193H218V192H217ZM19 194H21V193H19ZM129 194H130V191H129ZM139 194H140V193H139ZM162 194H163V193H162ZM166 194H167V193H166ZM49 195H50V194H49ZM69 195H70V194H69ZM86 195H87V194H86ZM112 195H113V194H112ZM135 195H136V194H135ZM142 195H144V194H141V195H139V196L141 197ZM145 195H147V194L145 193ZM148 195H151V194L149 193ZM160 195H161V194H160ZM215 195H216V194H215ZM31 196H32V195H31ZM51 196H52V195H51ZM139 196H138V198H140ZM203 196H204V195H203ZM56 197H57V195H56ZM159 197H160V196H159ZM159 197H158V198H159ZM169 197H170V196H169ZM197 197H198V196H197ZM24 198H25V197H24ZM29 198H30V197H29ZM29 198H28V199H29ZM63 198H64V196H63ZM1 199H2V198H1ZM3 199H4V198H3ZM3 199H2V200H3ZM16 199H17V198H16ZM38 199H39V198H38ZM49 199H50V198H49ZM64 199H65V198H64ZM186 199H187V198H186ZM198 199H199V198H198ZM227 199H228V198H227ZM18 200H19V199H18ZM18 200H17V201H18ZM69 200H72V199H69ZM92 200H93V199H92ZM27 201H28V200H27ZM27 201H26V202H27ZM225 201H226V200H225ZM114 202H115V201H114ZM114 202H113V203H114ZM219 202H220V201H219ZM231 202H232V201H231ZM234 202H236V201H234ZM11 203H13V202H11ZM11 203H10V204H11ZM15 203H16V202H15ZM23 203H24V202H23ZM29 203H30V202H29ZM198 203H199V201H198ZM226 203H227V202H226ZM228 203H229V202H228ZM61 204H62V203H61ZM66 204H67V203H66ZM72 204H73V202H72ZM72 204H71V205H72ZM123 204H124V203H123ZM140 204H141V203H140ZM159 204H162V202L159 203ZM201 204H202V203H201ZM201 204H200V205H201ZM210 204H211V203H210ZM224 204H225V203H224ZM14 205H15V204H14ZM27 205H28V203H27ZM149 205H150V204H149ZM211 205H212V204H211ZM234 205H235V203H234ZM246 205H247V204H246ZM11 206H12V205H11ZM134 206H135V205H134ZM140 206H141V205H140ZM209 206H210V205H209ZM209 206H208V208H209ZM226 206H227V205H226ZM12 207H13V206H12ZM48 207H49V206H47V208H48ZM56 207H57V206H56ZM69 207H70V206H69ZM98 207H99V206H98ZM216 207H217V205H216ZM16 208H18V207H16ZM27 208H28V207H27ZM36 208L38 209L39 207H36ZM50 208H51V206L48 208V210H51V209H52V208H51V209H50ZM102 208H103V207H102ZM139 208H140V207H139ZM168 208H169V207H168ZM221 208H222V207H221ZM231 208H232V207H231ZM56 209H57V208H56ZM195 209H196V208H195ZM195 209H194V210H195ZM206 209H207V207H206ZM210 209H211V208H210ZM13 210H14V209H13ZM21 210H22V208H21ZM45 210H46V209H45ZM48 210H47V211H48ZM67 210H68V209H67ZM98 210H99V209H98ZM103 210H104V209H103ZM156 210H157V209H156ZM188 210H189V209H188ZM257 210H258V209H257ZM263 210H264V209H263ZM2 211H5V210H2ZM14 211H15V210H14ZM95 211H96V210H95ZM95 211H94V212H95ZM130 211H132V210H130ZM213 211H214V210H213ZM216 211H217V210H216ZM5 212H6V211H5ZM48 212H49V211H48ZM50 212H51V211H50ZM50 212H49V213H50ZM77 212H78V211H77ZM90 212H91V211H90ZM111 212H112V211H111ZM121 212H124V211H121ZM169 212H170V210H169ZM217 212H218V211H217ZM228 212H229V211H228ZM230 212H231V211H230ZM2 213H3V212H2ZM99 213H100V212H99ZM103 213H104V211L102 212V214H103ZM126 213H127V212H126ZM126 213H124V214L127 215ZM129 213H130V212H129ZM190 213H192V211H190ZM256 213H257V211H256ZM3 214H4V213H3ZM33 214H36V213H33ZM54 214H55V213H54ZM110 214H111V213H110ZM166 214H167V213H166ZM201 214H202V213H201ZM0 215H1V214H0ZM82 215H83V214H82ZM92 215H94V213H93ZM122 215H123V213H122ZM168 215H169V214H168ZM168 215H167V216H168ZM194 215H196V214H194ZM212 215H213V214H212ZM215 215H216V214H215ZM2 216H3V215H2ZM6 216H7V215H6ZM6 216H5V217H6ZM36 216H37V215H36ZM80 216H81V215H80ZM100 216H101V215H100ZM107 216H109V213L107 214ZM112 216H114V215L112 214ZM115 216H116V215H115ZM203 216H204V215H203ZM97 217H98V214H97ZM103 217H104V215H103ZM172 217H173V216H172ZM180 217H181V216H180ZM89 218H90V217H89ZM93 218H94V217H93ZM99 218H100V217H99ZM105 218H106V217H105ZM107 218H108V217H107ZM110 218H111V217H110ZM116 218H117V217H116ZM120 218H121V217H120ZM234 218H235V217H234ZM19 219H20V218H19ZM90 219H91V218H90ZM97 219H98V218H97ZM171 219H172V218H171ZM174 219H175V218H174ZM188 219H189V218H188ZM188 219H186V220H188ZM101 220H103V219L101 218ZM104 220H105V219H104ZM104 220H103V221H104ZM114 220H115V219H114ZM118 220H119V218H118ZM217 220H218V219H217ZM89 221H90V220H89ZM103 221H102V222H103ZM106 221H108V220H106ZM112 221H113V220H111V222H112ZM223 221H224V220H223ZM1 222H3V221H1ZM99 222H100V221H99ZM111 222H110V223H111ZM171 222H172V221H171ZM171 222L169 221V224H171ZM183 222H184V221H183ZM211 222H212V221H211ZM3 223H4V222H3ZM95 223H96V222H95ZM120 223H121V222H120ZM193 223H194V222H193ZM216 223H217V222H216ZM216 223H215V224H216ZM243 223H244V222H243ZM85 224H86V223H85ZM90 224H91V223H90ZM113 224H115V223L113 222ZM230 224H232V223L230 222ZM238 224H239V223H238ZM252 224H253V223H252ZM2 225H3V224H2ZM123 225H124V224H123ZM125 225H126V224H125ZM137 225H138V224H137ZM171 225H172V224H171ZM175 225H176V224H175ZM184 225H185V223H184ZM189 225H190V224H189ZM208 225H209V223H208ZM12 226H13V225H12ZM126 226H127V225H126ZM128 226H129V225H128ZM128 226H127V228H128ZM130 226H131V225H130ZM134 226H135V225H134ZM210 226L212 227L211 224H210ZM231 226H232V225H231ZM150 227H151V226H150ZM162 227H163V226H162ZM178 227H179V226H178ZM185 227H186V226H185ZM222 227H223V226H222ZM3 228H4V227H3ZM84 228H85V227H84ZM88 228H89V227H88ZM88 228H85V229H88ZM92 228H93V226H92ZM125 228H126V227H125ZM127 228H126V229H127ZM131 228H132V227H131ZM131 228L129 227V229H131ZM159 228H160V227H159ZM6 229H7V228H6ZM10 229H11V228H10ZM90 229H91V228H89L88 230L90 231ZM95 229H96V227H95ZM160 229H162V228H160ZM183 229H184V228H183ZM188 229H189V227H188ZM229 229H230V228H229ZM93 230H94V228H93ZM132 230H133V229H131V231H132ZM167 230H168V229H167ZM41 231H42V230H41ZM74 231H75V230H74ZM89 231H88V232H89ZM104 231H105V230H104ZM185 231H186V229H185ZM228 231H229V230H228ZM251 231H252V229H251ZM75 232H76V231H75ZM97 232H98V231H97ZM124 232H125V230H124ZM132 232H133V231H132ZM180 232H181V231H180ZM186 232H187V231H186ZM212 232H213V231H212ZM94 233H95V232H94ZM156 233H157V231H156ZM92 234H93V233H92ZM95 234H97V233H95ZM121 234H122V233H121ZM125 234H128V233H125ZM147 234H148V233H147ZM224 234H225V233H224ZM122 235H123V234H122ZM129 235H130V234H129ZM176 235H177V234H176ZM208 235H209V234H208ZM3 236H4V235H3ZM120 236H121V235H120ZM178 236H179V234H178ZM205 236L208 237L207 235H204V237H205ZM262 236H263V235H262ZM96 237H97V235H96ZM111 237H112V236H111ZM174 237H175V236H174ZM214 237H215V236H214ZM242 237H243V236H242ZM246 237H247V236H246ZM109 238H110V237H109ZM115 238H116V237H115ZM212 238H213V236H212ZM225 238H226V237H225ZM248 238H249V237H248ZM254 238H255V237H254ZM262 238H263V237H262ZM91 239L93 240V238H91ZM102 239H106V238L103 237ZM133 239H134V238H133ZM238 239H239V238H238ZM115 240H116V239H115ZM134 240H135V239H134ZM239 240H240V239H239ZM88 241H89V240H88ZM111 241H112V240H111ZM121 241H122V240H121ZM147 241H148V240H147ZM205 241H206V240H205ZM94 242H95V241H94ZM97 242H98V241H97ZM128 242H129V241H128ZM141 242H142V243H144V242L146 243V240H143V241H141ZM203 242H204V241H203ZM203 242H202V243H203ZM210 242H211V244H212V240H211ZM222 242H223V241H222ZM224 242H227V240L224 241ZM0 243H1V242H0ZM107 243L109 244V242H107ZM119 243H120V242H119ZM122 243H123V242H122ZM122 243H121V244H122ZM154 243H155V241H154ZM205 243H206V242H205ZM263 243H264V242H263ZM69 244H70V243H69ZM94 244H96V243H94ZM104 244H105V243H104ZM104 244H103V245H104ZM110 244H113V243H110ZM134 244H136V243H134ZM203 244H204V243H203ZM208 244H209V243H208ZM211 244H210V245H211ZM226 244L229 245L228 242H227ZM0 245H1V244H0ZM8 245H9V244H8ZM98 245H99V244H98ZM129 245H130V244H129ZM200 245H202V244L200 243L198 246L200 247ZM212 245H213V244H212ZM99 246H100V245H99ZM198 246H197V247H198ZM208 246H209V245H208ZM0 247H1V246H0ZM2 247H3V244H2ZM94 247H95V246H94ZM114 247H115V246H114ZM116 247H117V246H116ZM123 247H124V246H123ZM132 247H134V246H132ZM189 247L191 248V245H190ZM192 247H193V246H192ZM212 247H213V246H212ZM214 247H215V246H214ZM220 247H222V246H220ZM234 247H235V246H234ZM5 248H6V247H5ZM120 248H121V247H120ZM195 248H196V247H195ZM226 248H227V247H226ZM12 249H13V248H12ZM23 249H24V248H23ZM96 249H97V248H96ZM101 249H102V248H101ZM110 249H111V248H110ZM116 249H117V248H116ZM154 249H155V248H154ZM193 249H194V247H193ZM198 249H199V248H198ZM198 249H196V252H198V251H197ZM211 249H212V248H211ZM211 249H210V250H211ZM219 249H220V248H219ZM257 249H258V248H257ZM93 250H95V248H94ZM112 250H113V246H112ZM117 250H118V249H117ZM171 250H172V249H171ZM215 250H216V249H215ZM234 250H235V249H234ZM234 250H233V251H234ZM91 251H92V250H91ZM103 251H104V250H103ZM155 251H156V250H155ZM193 251L195 252V249H194ZM226 251H227V250H226ZM258 251H260V250H258ZM2 252H3V251H2ZM116 252H117V251H116ZM120 252H121V250H120ZM131 252H132V251H131ZM135 252H136V251H135ZM158 252H160V251H158ZM184 252H185V251H184ZM184 252L181 251L180 254H183V255H184ZM211 252H212V251H211ZM216 252H218L217 254H219V251L216 250ZM220 252H222L221 249H220ZM227 252H228V251H227ZM263 252H264V251H263ZM6 253H7V252H6ZM147 253L149 254L148 250H147ZM173 253H174V252H173ZM228 253L231 254V252H228ZM4 254H5V253H4ZM85 254H86V253H85ZM132 254H133V253H132ZM139 254H141V252H140ZM220 254H221V253H220ZM96 255H97V254H96ZM112 255H113V254H111V256H112ZM174 255H175V253H174ZM196 255H197V254H196ZM225 255H227V254H225ZM225 255H224V256H225ZM1 256H2V255H1ZM99 256H100V255H99ZM107 256L109 257V254H108ZM107 256H106V258H108ZM192 256H193V255H192ZM2 257H4V256H2ZM12 257H13V256H12ZM123 257H124V256H123ZM152 257H154V256L152 255ZM198 257H199V256H198ZM218 257H219V255H218ZM218 257H217V258H218ZM96 258H97V257H96ZM111 258H112V257H111ZM160 258H161V257H160ZM160 258H159V259H160ZM163 258H164V257H163ZM163 258H162V259H163ZM195 258H196V257H195ZM228 258H229V257H228ZM4 259H5V257H4ZM36 259H37V258H36ZM88 259H89V257H88ZM125 259H126V258H125ZM140 259H141V258H140ZM152 259H153V258H152ZM164 259H165V258H164ZM171 259H173V258H171ZM11 260H13V259L11 258ZM148 260H149V259H148ZM153 260H154V259H153ZM155 260H156V259H155ZM198 260H199V259H198ZM208 260H209V259H208ZM5 261H6V260H5ZM35 261H36V260H35ZM74 261H75V260H74ZM125 261H126V260H125ZM128 261H129V260H128ZM206 261H207V260H206ZM76 262H78V261H76ZM105 262H106V261H105ZM123 262H124V261H123ZM123 262H122L121 264H123ZM196 262H198V261H196ZM25 263H26V262H25ZM73 263H75V262H73ZM79 263H80V262H79ZM79 263H78V264H79ZM87 263H88V261H87ZM182 263H183V261H182ZM208 263H209V262H208ZM19 264H20V263H19ZM23 264H24V263H23ZM90 264H91V263H90ZM103 264H105V263H103ZM106 264H107V263H106ZM115 264H116V262H115ZM139 264H140V263H139ZM179 264H181V263H179Z\"/></svg>",
  "mask_w": 264,
  "mask_h": 264
}]
</instances>
